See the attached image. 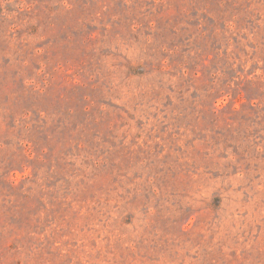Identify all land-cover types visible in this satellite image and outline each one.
Returning <instances> with one entry per match:
<instances>
[{"label":"rangeland","instance_id":"rangeland-1","mask_svg":"<svg viewBox=\"0 0 264 264\" xmlns=\"http://www.w3.org/2000/svg\"><path fill=\"white\" fill-rule=\"evenodd\" d=\"M0 264H264V0H0Z\"/></svg>","mask_w":264,"mask_h":264}]
</instances>
